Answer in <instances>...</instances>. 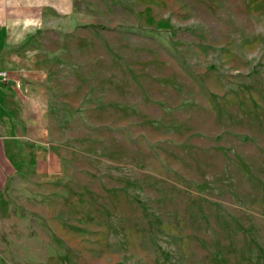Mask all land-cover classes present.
<instances>
[{
    "label": "rangeland",
    "instance_id": "374dc122",
    "mask_svg": "<svg viewBox=\"0 0 264 264\" xmlns=\"http://www.w3.org/2000/svg\"><path fill=\"white\" fill-rule=\"evenodd\" d=\"M75 4L29 37L44 161L0 264H264V0Z\"/></svg>",
    "mask_w": 264,
    "mask_h": 264
},
{
    "label": "crops",
    "instance_id": "0c3cea01",
    "mask_svg": "<svg viewBox=\"0 0 264 264\" xmlns=\"http://www.w3.org/2000/svg\"><path fill=\"white\" fill-rule=\"evenodd\" d=\"M90 18L83 8L78 10L75 0L70 5L66 0H0V224L9 215V182L28 177L34 163L41 166L44 161V149L36 144L44 139L43 109L32 89L35 78L24 69L35 64L29 37L45 28L62 30Z\"/></svg>",
    "mask_w": 264,
    "mask_h": 264
},
{
    "label": "built area",
    "instance_id": "2783aa9c",
    "mask_svg": "<svg viewBox=\"0 0 264 264\" xmlns=\"http://www.w3.org/2000/svg\"><path fill=\"white\" fill-rule=\"evenodd\" d=\"M2 76H3V78H8V74L7 73H2Z\"/></svg>",
    "mask_w": 264,
    "mask_h": 264
}]
</instances>
